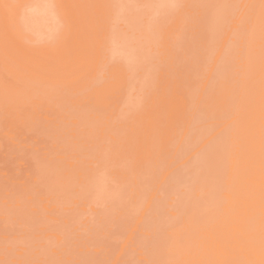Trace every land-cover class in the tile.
I'll return each instance as SVG.
<instances>
[{"label": "rangeland", "instance_id": "374dc122", "mask_svg": "<svg viewBox=\"0 0 264 264\" xmlns=\"http://www.w3.org/2000/svg\"><path fill=\"white\" fill-rule=\"evenodd\" d=\"M0 26V264H264V0H0Z\"/></svg>", "mask_w": 264, "mask_h": 264}, {"label": "bare ground", "instance_id": "6f19581e", "mask_svg": "<svg viewBox=\"0 0 264 264\" xmlns=\"http://www.w3.org/2000/svg\"><path fill=\"white\" fill-rule=\"evenodd\" d=\"M20 1H21V0H20ZM103 1H104V0H103ZM105 1H106V0H105ZM134 1H135V0H134ZM140 1H141V0H140ZM185 1H186V0H185ZM194 1H195V0H194ZM243 1H244V0H243ZM248 1H249V0H248ZM257 1H258V0H257ZM30 2H31V1H30ZM36 2H37V1H36ZM36 2H35V3H36ZM38 2H39V1H38ZM42 2H43V1H42ZM42 2H41V3H42ZM44 2H45V1H44ZM49 2H50V1H48V3H49ZM98 2H99V1H98ZM121 2H122V1H121ZM147 2H148V1H147ZM189 2H190V1H189ZM197 2H198V1H197ZM214 2H215V1H214ZM55 3H56V2H55ZM57 3H59V1H58ZM100 3H101V2H100ZM123 3H125V2H123ZM183 3H184V1H183ZM211 3H212V2H211ZM233 3H234V2H233ZM261 3H263V2L261 1ZM2 4H3V3H2ZM33 4H34V2H33ZM67 4H68V3H67ZM90 4H91V3H90ZM188 4H189V3H188ZM200 4H201V2H200ZM215 4H216V3H215ZM110 5H111V4H110ZM117 5H118V4H117ZM119 5H120V4H119ZM135 5H136V4H135ZM153 5H154V4H153ZM212 5H213V3H212ZM2 6H3V5H2ZM30 6H31V5H30ZM127 6H128V5H127ZM138 6H139V5H138ZM154 6H155V5H154ZM202 6H203V5H202ZM208 6H209V5H208ZM208 6L205 7V8H208ZM213 6H214V5H213ZM16 7H17V6H16ZM42 7H43V6H42ZM42 7H41V8H42ZM58 7H59V5H58ZM119 7H120V6H119ZM184 7H185V6H184ZM228 7H229V6H228ZM3 8H4V7H3ZM17 8H18V7H17ZM33 8H34V7H33ZM35 8H37V7L35 6ZM38 8H39V6H38ZM43 8H45V7H43ZM43 8H42V10H43ZM102 8H103V7H102ZM137 8H138V7H137ZM142 8H143V7H142ZM144 8H145V7H144ZM153 8H154V7H153ZM157 8H158V6H157ZM178 8H179V7H178ZM201 8H202V7H201ZM211 8H212V7H211ZM252 8H253V7H252ZM261 8H262V6H261ZM113 9H114V8H113ZM160 9H161V8H160ZM2 10H3V9H2ZM6 10H7V9H6ZM13 10H14V9H13ZM18 10H19V9H18ZM18 10H17V11H18ZM34 10H36V9H34ZM39 10H40V9H39ZM39 10H38V9L36 10L37 14L40 12ZM52 10H53V9H52ZM57 10H58V9H57ZM59 10H60V9H59ZM108 10H109V8H108ZM162 10H163V9H162ZM177 10H178V9H177ZM184 10H185V9H184ZM207 10H208V9H207ZM53 11H54V10H53ZM138 11H139V10H138ZM140 11H141V10H140ZM144 11H145V10H144ZM171 11H172V10H171ZM178 11H179V10H178ZM193 11H194V10H193ZM258 11H259V10H258ZM10 12H11V11H10ZM30 12H31V11H30ZM32 12H33V11H32ZM42 12H43V11H42ZM50 12H51V11H50ZM176 12H177V11H176ZM196 12H197V11H195V13H196ZM203 12H204V11H203ZM219 12H220V11H219ZM13 13H14V12H13ZM13 13H12V14H13ZM25 13H26V12H25ZM111 13H112V12H111ZM181 13H182V12H181ZM199 13H200V12H199ZM206 13H207V12H206ZM206 13H205V14H206ZM230 13H231V12H230ZM46 14H47V13H46ZM129 14H131V13H129ZM151 14H152V13H151ZM193 14H194V13H193ZM226 14H228V13H226ZM240 14H241V13H240ZM255 14H256V13H255ZM9 15H10V14H9ZM30 15H31V14H30ZM30 15H29V17H30ZM32 15H33V14H32ZM40 15H44V13L42 14V13L40 12ZM48 15H49V14H48ZM57 15H58V14H57ZM63 15H65V14H63ZM126 15H127V11H126ZM139 15H140V14H139ZM141 15H142V14H141ZM173 15H174V14H173ZM186 15H187V14H186ZM197 15H198V14H197ZM33 16H34V15H33ZM46 16H47V15H46ZM46 16H44V17H46ZM162 16H163V15H162ZM188 16H189V14H188ZM246 16H247V15H246ZM261 16H262V15H261ZM63 17H64V16H63ZM63 17H61V18H63ZM140 17H142V16H140ZM146 17H147V16H146ZM158 17H159V15H158ZM178 17H179V16H178ZM191 17H192V16H191ZM201 17H202V16H201ZM36 18H38V17H36ZM41 18H42V16H41ZM137 18H138V17H137ZM153 18L155 19V17H153ZM189 18H190V17H189ZM193 18H194V17H193ZM196 18H197V17H196ZM256 18H257V16H256ZM262 18H263V17H262ZM18 19H21V18H18ZM25 19H26V18H25ZM31 19H32V17H31ZM48 19H49V18H48ZM50 19H51V18H50ZM57 19H58V18H57ZM175 19H176V18H175ZM175 19H174V20H175ZM227 19H228V18H227ZM1 20H2V19H1ZM40 20L42 21V19H40ZM58 20H59V19H58ZM64 20H65V19H64ZM146 20H147V19H146ZM160 20H161V19H160ZM171 20H172V19H171ZM216 20H217V19H216ZM229 20H230V19H229ZM234 20H235V19H234ZM234 20H233V22H234ZM237 20H238V19H237ZM237 20H236V22H237ZM251 20H252V19H251ZM255 20H256V19H254L253 22H254ZM23 21H24V20H23ZM29 21H30V20H29ZM61 21H62V20H61ZM65 21H66V20H65ZM152 21H153V20H152ZM152 21H151V23H152ZM161 21H162V20H161ZM20 22H21V21H20ZM37 22H38V21H36V23H37ZM103 22H104V21H103ZM147 22H149V19H148ZM159 22H160V21H159ZM183 22H185V21H183ZM210 22H211V21H210ZM32 23H33V22H32ZM38 23H39V22H38ZM41 23H42V22H41ZM43 23H44V22H43ZM50 23H51V22H50ZM127 23H129V22H127ZM140 23H141V22H140ZM149 23H150V22H149ZM160 23L162 24V22H160ZM186 23H187V22H186ZM234 23H235V22H234ZM34 24H35V23H34ZM45 24H46V23H45ZM79 24H80V23H79ZM138 24H139V23H138ZM163 24H164V23H163ZM207 24H208V22H207ZM207 24H205V25H207ZM231 24H232V23H231ZM242 24H243V23H242ZM246 24H248V22H247ZM25 25H26V24H25ZM28 25H30V23H28ZM32 25H33V24H32ZM50 25H51V24H50ZM82 25H83V23H82ZM141 25H142V24H141ZM143 25H144V24H143ZM150 25H153V24H150ZM23 26H24V25H23ZM83 26H84V25H83ZM161 26H162V25H161ZM161 26H160V27H161ZM167 26H168V25H167ZM172 26H173V25H172ZM232 26H233V25H232ZM247 26H249V25H247ZM247 26H246V27H247ZM0 27H1V26H0ZM21 27H22V26H21ZM33 27H34V26H33ZM52 27H53V26H52ZM80 27H82V26H80ZM141 27H142V26H141ZM151 27H153V26H151ZM151 27H150V28H151ZM163 27H164V26H163ZM235 27H236V25H235ZM22 28H23V27H22ZM144 28H145V27H144ZM6 29H7V28H6ZM36 29H37V28H36ZM36 29H35V30H36ZM146 29H147V28H146ZM156 29H157V28H156ZM166 29H167V28H166ZM174 29H175V28H174ZM178 29H179V28H178ZM181 29H183V28H181ZM181 29H180V30H181ZM204 29H205V28H204ZM237 29H238V28H237ZM246 29H247V28H246ZM253 29H254V28H253ZM257 29H258V28H257ZM15 30H16V29H15ZM21 30H22V29H21ZM29 30H30V29H29ZM29 30H28V31H29ZM82 30H83V27H82ZM88 30H89V29H88ZM121 30H122V29H121ZM160 30H161V29H160ZM261 30H262V29H261ZM1 31H2V30H1ZM5 31H6V30H5ZM17 31H18V30H17ZM30 31L32 32V30H30ZM141 31H142V30H141ZM147 31H148V30H147ZM185 31H187V30H185ZM242 31H243V30H242ZM33 32H34V31H33ZM36 32H37V31H36ZM38 32H39V31H38ZM85 32H86V30H85ZM137 32H138V31H137ZM145 32H146V31H145ZM181 32H182V30H181ZM181 32H180V33H181ZM189 32H190V31H189ZM194 32H195V31H194ZM194 32H193V33H194ZM252 32H253V31H252ZM261 32H262V31H261ZM2 33H3V32H2ZM5 33H6V32H5ZM46 33H47V32H46ZM126 33H127V31H126ZM138 33L141 34V32H138ZM152 33H153V32H152ZM167 33H168V32H167ZM196 33H197V32H196ZM199 33H200V31H199ZM263 33H264V32H263ZM8 34H9V33H8ZM52 34H53V32H52ZM84 34H85V33H84ZM86 34H87V33H86ZM188 34H189V33H188ZM239 34H240V33H239ZM246 34H247V32H246ZM29 35H30V34H29ZM145 35H146V34H145ZM171 35H172V34H171ZM178 35H179V34H178ZM178 35H177V36H178ZM183 35H184V34H183ZM189 35H190V34H189ZM191 35H192V34H191ZM198 35H199V34H198ZM21 36H22V35H21ZM21 36H20V37H21ZM26 36H27V35H26ZM35 36H36V34H35ZM138 36H139V35H138ZM156 36H157V35H156ZM180 36H181V35H180ZM186 36H187V35H186ZM1 37H2V36H1ZM41 37H42V36H41ZM136 37H137V36H136ZM175 37H176V36H175ZM187 37H189V36H187ZM227 37H228V36H227ZM247 37H248V36H247ZM51 38H52V37H51ZM169 38H170V37H169ZM178 38H179V37H178ZM178 38H177V39H178ZM181 38H182V37H181ZM191 38H192V37H191ZM195 38H196V37H195ZM195 38H194V39H195ZM238 38H239V37H238ZM45 39H46V38H45ZM143 39H144V38H143ZM149 39H150V38H149ZM194 39H193V40H194ZM227 39H228V38H227ZM227 39H226V40H227ZM243 39H244V38H243ZM254 39H255V38H254ZM22 40H23V39H22ZM53 40H54V39H53ZM230 40H231V38H230ZM233 40H235V39H233ZM249 40H251V38H250ZM115 41H116V40H115ZM165 41H166V40H165ZM174 41H175V40H174ZM181 41H182V40H181ZM185 41H186V40H185ZM255 41H256V40H255ZM0 42H1V41H0ZM197 42H198V41H197ZM9 43H10V42H9ZM25 43H26V42H25ZM117 43H118V42H117ZM140 43H141V41H140ZM169 43H170V42H169ZM182 43H183V42H182ZM185 43H186V42H185ZM190 43H191V41H190ZM222 43H223V42H222ZM233 43H234V42H233ZM22 44H23V43H22ZM119 44H120V43H119ZM130 44H131V43H130ZM142 44H143V43H142ZM161 44H162V43H161ZM178 44H179V43H178ZM183 44H184V43H183ZM187 44H189V43H187ZM217 44H218V43H217ZM252 44H253V43H252ZM1 45H2V43H1ZM14 45H15V44H14ZM184 45H185V44H184ZM192 45H193V44H191V46H192ZM194 45H196V44H194ZM201 45H202V44H201ZM256 45H257V44H256ZM12 46H13V45H12ZM51 46H52V45H51ZM170 46H171V45H170ZM174 46H175V45H174ZM177 46H178V45H177ZM177 46H176V47H177ZM181 46H182V45H181ZM178 47H179V46H178ZM197 47H198V46H197ZM249 47H250V46H249ZM252 47H253V46H252ZM116 48H117V47H116ZM191 48H192V47H191ZM195 48H196V47H195ZM199 48H200V47H199ZM246 48H247V47H246ZM170 49H171V48H170ZM179 49H180V48H179ZM184 49H185V48H184ZM200 49H201V48H200ZM249 49H250V48H249ZM251 49H252V48H251ZM251 49H250V50H251ZM262 49H263V48H260V50H262ZM171 50H172V49H171ZM174 50H175V49H174ZM177 50H178V49H177ZM181 50H182V49H181ZM197 50H199V49H197ZM252 50H253V49H252ZM1 51H2V50H1ZM137 52H138V51H137ZM182 52H183V51H182ZM184 52H185V51H184ZM138 53H139V52H138ZM154 53H155V52H154ZM190 53H191V52H190ZM195 53H196V51H195ZM197 53H198V52H197ZM256 53H257V52H256ZM142 54H143V53H142ZM145 54H146V53H145ZM173 54H174V53H173ZM182 54H183V53H182ZM199 54L201 55L200 52H199ZM120 55H121V53H120ZM176 55H178V54H176ZM185 55H186V54H185ZM247 55H248V54H247ZM257 55H258V54H257ZM2 56H3V55H2ZM146 56H147V55H146ZM154 56H155V55H154ZM154 56H153V57H154ZM178 56H179V55H178ZM192 56H193V55H192ZM131 57H132V56H131ZM175 57H176V56H175ZM180 57H181V56H180ZM186 57H187V56H186ZM188 57H189V56H188ZM201 57H203V55H202ZM219 57H220V56H219ZM257 57H258V56H257ZM148 58H149V56H148ZM191 58H192V57H191ZM229 58H230V57H229ZM132 59H133V58H132ZM138 59H139V57H138ZM197 59H198V58H197ZM204 59H205V58H204ZM153 60H154V59H153ZM186 60H187V59H186ZM202 60H203V59H202ZM207 60H208V59H207ZM135 61H136V59H135ZM178 61H179V60H178ZM253 61H254V60H253ZM128 62H129V61H128ZM136 62H137V61H136ZM197 62H198V61H197ZM137 63H139V61H138ZM176 63H177V62H176ZM201 63H202V61L200 62V66H201ZM260 63H261V62H260ZM197 64H198V66H199V63H197ZM197 64H195V65H197ZM131 65H132V64H131ZM151 65H152V64H151ZM202 65H203V64H202ZM205 65H206V64H205ZM129 66H130V65H129ZM133 66H134V65H133ZM159 66H160V65H159ZM189 66H190V65H189ZM200 66H199V68H200ZM251 66H252V65H251ZM2 67H3V66H1V71L3 70ZM7 67H8V66H7ZM193 67H194V66H193ZM140 68H141V67H140ZM4 69H5V68H4ZM138 69H139V68H138ZM183 69H184V68H183ZM197 69H198V68H197ZM249 69H250V67H249ZM5 70H6V69H5ZM188 70H189V69H188ZM190 70H192V69H190ZM198 70H200V69H198ZM224 70H225V69H224ZM143 71H144V70H143ZM150 71H151V70H150ZM261 71H262V70H261ZM3 72H4V70H3ZM130 72H131V71H130ZM136 72H137V71H136ZM156 72H157V71H156ZM194 72H195V71H193L192 73H194ZM204 72H206V71H204ZM1 73H2V72H1ZM154 73H155V72H154ZM2 74H3V73H2ZM6 74H7V73H6ZM6 74H5V75H6ZM137 74H138V73H137ZM177 74H178V73H177ZM8 75H10V74H8ZM181 75H182V74H181ZM248 75H249V74H248ZM10 76H11V75H10ZM10 76H9L8 78H10ZM146 76H147V75H146ZM244 76H245V74H244ZM6 77H7V76H6ZM199 77H200V76H199ZM263 77H264V76H263ZM1 78H2V77H1ZM8 78H7V79H8ZM14 78H15V77H14ZM254 78H255V77H254ZM5 79H6V78H5ZM5 79H4V80H5ZM7 79H6V81H7ZM11 79H12V77H11ZM144 79H145V78H144ZM196 79H197V78H196ZM0 80H3V79H0ZM13 80H14V79H13ZM191 80H192V79H191ZM246 80H247V79H246ZM10 81H12V80H10ZM10 81H7V82H10ZM187 81H188V80H187ZM0 82H1V81H0ZM2 82L4 83V81H2ZM202 82H203V81H202ZM242 82H243V81H242ZM262 82H264V81H262ZM183 83H184V81H183ZM1 84H2V83H1ZM4 84L6 85L7 83H4ZM19 84H20V83H19ZM10 85H11V84H10ZM21 85H22V84H21ZM176 85H177V84H176ZM194 85H195V84H194ZM11 86H13V88H14V85H11ZM18 86H19V85H18ZM181 86H182V85H181ZM181 86H180V88H181ZM189 86H190V85H189ZM205 86H206V85H205ZM1 87H3V88L5 87V88H6V86H4V85L1 86ZM169 88H170V87H169ZM188 88H189V87H188ZM260 88H261V87H260ZM1 89H2V88H1ZM8 89H10V87H8ZM18 89H19V88H18ZM195 89H196V88H195ZM249 89H250V88H249ZM2 90H4V89H2ZM11 90H12V89H11ZM13 91H14V90H13ZM182 91H183V90H182ZM2 92H3V91H2ZM169 92H170V91H169ZM6 93H7V92H6ZM8 93H10V91H9ZM152 93H153V92H152ZM179 93H181V92H179ZM3 94L5 95V92H3ZM263 94H264V93H263ZM4 95H3V97H4ZM8 95H9V94H8ZM260 95H261V94H260ZM0 96H1V94H0ZM5 96H6V95H5ZM161 96H162V95H161ZM172 96H173V95H172ZM249 96H250V95H249ZM261 96H262V95H261ZM169 97H170V96H169ZM17 98H18V97H17ZM198 98H199V97H198ZM1 99H2V97H1ZM1 99H0V100H1ZM4 99H5V97H4L2 100H4ZM158 99H159V98H158ZM253 99H254V98H253ZM12 100H14V99H12ZM152 100H153V99H152ZM240 100H241V99H240ZM249 100H250V99H249ZM4 101H5V100H4ZM4 101H2L1 104H3ZM5 102H6V104H7V102H9V101L6 100ZM5 102H4V103H5ZM17 102H18V101H17ZM166 102H167V101H166ZM15 103H16V102H15ZM20 103H21V102H20ZM20 103H19V104H20ZM6 104H5V105H6ZM19 104H18V106H19ZM24 104H25V103H24ZM251 104H252V103H251ZM258 104H259V103H258ZM262 104H263V103H262ZM3 105H4V104H3ZM13 105L16 106V104H13ZM184 105H185V104H184ZM20 106H21V108H24L25 105H24V106H23V105H20ZM152 107H153V106H152ZM25 109H26V108H25ZM27 109H29V108H27ZM186 109H187V108H186ZM249 109H250V108H249ZM261 110H262V109H261ZM28 114H29V113H28ZM160 115H161V114H160ZM235 115H236V114H235ZM28 116H29V115H28ZM150 116H151V115H150ZM155 116H156V115H155ZM254 116H255V115H254ZM135 117H136V116H135ZM240 117H241V116H240ZM234 118H236V117H234ZM234 118H233V119H234ZM259 118H260V117H259ZM238 119H239V118H238ZM245 119H246V118H245ZM261 119H263V118H261ZM98 120H99V119H98ZM230 120H231V119H230ZM236 120H237V119H236ZM251 120H252V119H251ZM225 121H226V120H225ZM261 121H262V120H261ZM96 122H97V121H96ZM140 122H141V121H140ZM151 122H152V121H151ZM33 123H34V122H32V123L30 122V125L33 124ZM262 123H264V122H262ZM0 124H1V123H0ZM34 124H35V123H34ZM252 124H253V123H252ZM23 125H24V124H23ZM35 126H36V125H35ZM35 126H34V127H35ZM37 126H38V125H37ZM39 126H40V125H39ZM41 126H42V125H41ZM262 126H263V125H262ZM152 127H153V126H152ZM245 127H246V126H245ZM35 128H36V127H35ZM41 128H42V127H41ZM37 130H38V129H37ZM145 130H146V129H145ZM244 132H245V131H244ZM49 133H50V132H49ZM53 134H54V133H53ZM88 134H89V133H88ZM124 134H125V133H124ZM243 134H244V133H243ZM261 134H262V133H261ZM48 135H50V134H48ZM50 136H51V135H50ZM147 136H148V135H147ZM45 137H46V136H45ZM53 137H54V136H53ZM46 138H47V137H46ZM49 138H50V137H49ZM51 138H52V137H51ZM135 138H136V136H135ZM137 138H138V137H137ZM215 138H216V137H215ZM115 139H116V138H115ZM149 139H150V138H149ZM208 139H209V138H208ZM144 140H145V139H144ZM252 141H254V140H252ZM153 143H154V142H153ZM230 143H231V142H230ZM238 143H239V142H238ZM50 144H51V143H50ZM51 145H52V144H51ZM191 145H192V144H191ZM258 145H259V144H258ZM52 146H53V145H52ZM98 146H99V145H98ZM103 146H104V145H103ZM192 146H193V145H192ZM62 147H63V146H62ZM53 148H54V147H53ZM101 148H103V147H101ZM115 148H116V147H115ZM247 148H248V147H247ZM0 149H1V148H0ZM105 149H106V148H105ZM54 150H55V149H52V150H51V155H52V152H53ZM61 150H62V149H61ZM101 150L103 151V149H101ZM140 151H141V150H140ZM9 152H10V151H9ZM54 152H55V151H54ZM96 152H97V151H96ZM100 152H101V151H100ZM236 152H237V151H236ZM240 152H241V151H240ZM145 153H146V152H145ZM26 154H27V153H26ZM34 154H35V153H34ZM3 155H4V154H3ZM10 155H11V154H10ZM29 155H30V153H29ZM29 155H28V156H29ZM35 155H36V154H35ZM108 155H109V154H108ZM139 155H140V154H139ZM263 155H264V154H263ZM263 155H262V156H263ZM32 156H34V155H32ZM32 156H31V157H32ZM54 156H55V155H54ZM54 156H52V157L54 158ZM56 156H57V155H56ZM115 156H116V155H115ZM34 157H36V156H34ZM34 157H32V158L34 159ZM52 157H51V158H52ZM32 158H31V159H32ZM41 158H42V157H41ZM49 158H50V157H49ZM53 158H52L51 160H53ZM113 158H114V157H113ZM127 158H128V157H127ZM147 158H148V157H147ZM36 159H37V158H36ZM55 159H57V157H56ZM7 160H8V159H7ZM51 160H49V162H50ZM58 160H59V157H58ZM62 160H64V158H62ZM62 160H60V161H62ZM262 160H263V159H262ZM32 161H34V160H32ZM39 161H42V160H40V158H39ZM47 161H48V160H47ZM231 161H232V160H231ZM235 161H237V160H235ZM34 162H35V161H34ZM34 162H32V163H34ZM36 162H37V160H36ZM57 162H59V161H57ZM63 162H64V161H63ZM255 162H256V161H255ZM37 163H39V164H38L39 166H38V165H37V166L40 167V166H41V165H40V162H37ZM37 163H36V164H37ZM46 163H47V162H45V164H46ZM50 163L52 164V162H50ZM59 163H61V162H59ZM59 163H58V164H59ZM64 163H65V162H64ZM70 163H71V162H70ZM93 163H94V162H93ZM107 163H108V162H107ZM9 164H10V163H9ZM45 164H44V166H45ZM54 164H55V163H54ZM71 164H72V163H71ZM73 164H74V163H73ZM95 164H96V163H95ZM260 164H261V163H260ZM10 165H11V164H10ZM47 165H48V164H47ZM47 165H46V166H47ZM60 165H61V164H60ZM75 165H76V164H75ZM91 165H92V169H93V164H91ZM91 165H90V166H91ZM100 165H101V164H100ZM195 165H196V164H195ZM230 165H231V164H230ZM44 166H43V167H44ZM52 166H53V165H52ZM52 166H51V167H52ZM62 166H65V165L62 164L61 167H62ZM70 166H71V165H70ZM88 166H89V165H88ZM238 166H239V165H238ZM68 167H69V166H68ZM68 167H66V168H67L66 170H68ZM255 167H256V165H255ZM44 168H45V167H44ZM69 168H70V167H69ZM80 168H81V167H80ZM142 168H143V167H142ZM193 168H194V167H193ZM60 169H61V168H60ZM71 169H72V168H71ZM89 169H90V167H89ZM99 169H100V168H99ZM130 169H131V168H130ZM34 170H35V168H34ZM36 170H37V169H36ZM38 170H39V169H38ZM80 170H81V169H80ZM82 170H83V168H82ZM107 170H108V169H107ZM231 170H232V169H231ZM43 171H44V169H43ZM43 171H42V172H43ZM48 171H49V169H48ZM50 171H51V170H50ZM57 171H58V170H57ZM89 171H90V170H89ZM91 171H92V170H91ZM93 171H94V170H93ZM100 171H101V170H100ZM144 171H145V170H144ZM39 172L41 173V171H39ZM39 172H37V173H39ZM44 172H45V171H44ZM63 172H64V171H63ZM229 172H230V171H229ZM35 173H36V171H35ZM51 173H52V172H51ZM72 173H73V172H72ZM81 173H82V172H81ZM45 174H47V173L45 172ZM87 174H88V173H87ZM106 174H107V173H106ZM108 174H109V173H108ZM117 174H118V173H117ZM128 174H129V173H128ZM143 174H144V173H143ZM237 174H238V173H237ZM40 175H42V174H40ZM61 175H62V174H61ZM63 175H65V174H63ZM69 175H70V174H69ZM112 175H113V174H112ZM131 175H132V174H131ZM47 176H50V175H47ZM52 176H55V175L52 174L51 177H52ZM89 176L91 177V174H90ZM97 176H98V175H97ZM106 176H107V175H106ZM143 176H144V175H143ZM147 176H148V175H147ZM41 177H42V176H41ZM44 177L47 178L45 175H44ZM51 177H50V179H51ZM87 177H88V175H87ZM93 177H94V176H93ZM93 177H92V178H93ZM102 177H103V175H102ZM102 177H101V178H102ZM113 177H114V176H113ZM130 177H131V176H130ZM45 178H42V181H43ZM53 178H54V177H53ZM55 178H56V176H55ZM55 178H54V179H55ZM64 178H65V177H64ZM76 178H77V177H76ZM111 178H112V177H111ZM111 178H110V179H111ZM40 179H41V178H40ZM77 179H78V178H77ZM104 179H105V178H104ZM142 179H143V178H142ZM235 179H236V178H235ZM38 180H39V178H38ZM52 180H53V179H52ZM55 180H56V179H55ZM62 180H63V179H62ZM84 180H85V179H84ZM36 181H37V180H36ZM47 181L49 182V179H48ZM60 181H61V180H59V182H60ZM78 181H79V180H78ZM78 181H77V182H78ZM80 181H81V180H80ZM111 181H112V179H111ZM141 181H142V180H141ZM225 181H226V180H225ZM3 182H4V181H3ZM39 182H40V181H39ZM44 182H46V181H44ZM48 182H47V183H48ZM54 182H56V181H53V183H54ZM63 182H64V181H63ZM107 182H108V181H107ZM260 182H261V181H260ZM35 183H37V182H35ZM41 183L44 184L43 182H41ZM50 183H51V182H50ZM70 183H71V182H70ZM82 183H83V182H82ZM117 183H118V182H117ZM38 184H39L40 186L42 185V184H40V183H38ZM54 184L57 185L56 183H54ZM60 184H62V182H61ZM79 184H80V182H79ZM144 184H145V183H144ZM233 184H234V183H233ZM66 185H67V184H66ZM69 185H70V184H69ZM69 185H68V186H69ZM71 185L73 186V184H71ZM84 185H85V183H84ZM216 185H217V184H216ZM47 186L49 187V185H47ZM64 186H65V185H63V187H64ZM219 186H220V185H219ZM257 186H258V185H257ZM262 186H263V184H262ZM45 187H46V186H45ZM52 187H53V186H52ZM52 187H51V188H52ZM56 187H57V186H55V188H56ZM60 187L62 188V186H60ZM60 187H58V188H60ZM89 187H90V186H89ZM140 187H141V186H140ZM227 187H228V186H227ZM70 188H71V187H70ZM74 188H75V187H74ZM74 188H73V189H74ZM77 188H79V187L77 186ZM92 188H93V187H92ZM229 188H230V187H229ZM229 188H228V189H229ZM18 189H19V188H18ZM23 189H24V188H23ZM40 189H41V188H40ZM64 189H65V188H64ZM110 189H111V188H110ZM136 189H137V188H136ZM14 190H15V188H14ZM47 190H48V189H47ZM53 190H54V189H53ZM60 190H61V189H60ZM68 190H69V189H68ZM145 190H146V189H145ZM223 190H224V189H223ZM223 190H222V191H223ZM231 190H232V189H231ZM40 191H43V190L41 189ZM44 191H45V190H44ZM49 191H50V190H49ZM49 191H48V192H49ZM57 191H58V190H57ZM76 191H78V190H76ZM201 191H202V190H201ZM15 192H16V190H15ZM18 192H19V191H18ZM73 192H74V191H73ZM80 192H81V191H80ZM228 192H230V191H228ZM52 193H53V191H52ZM56 193H58V192H56ZM60 193H61V191H60ZM231 193H232V192H231ZM9 194H10V193H9ZM13 194H14V192H13ZM13 194H11V195H13ZM224 194H225V192H224ZM233 194H234V193H233ZM19 195H20V193L18 194V196H19ZM225 195H227V193H226ZM225 195H224V197H225ZM16 196H17V195H16ZM16 196H15V197H16ZM22 196H23V194H22ZM25 196H26V195H25ZM65 196H66V195H65ZM139 196H140V195H139ZM141 196H142V195H141ZM54 197H56V196L54 195ZM57 197H58V196H57ZM71 197H72V196H71ZM230 197H231V195L229 196V198H230ZM8 198H9V197H8ZM11 198H13V197L11 196ZM24 198H25V197H24ZM59 198H62V196H61V197L59 196ZM226 198H227V197H226ZM226 198H225V199H226ZM229 198H228V199H229ZM13 199H14V198H13ZM65 199H66V198H65ZM68 199H69V198H68ZM68 199H67V200H68ZM258 199H259V198H258ZM14 200H15V199H14ZM17 200H18V198H17ZM28 200L31 201V199H28ZM58 200H59V199H58ZM6 201H8V200L6 199ZM15 201H16V200H15ZM30 201H29V202H30ZM62 201H63V199H62ZM62 201H61V202H62ZM128 201H129V200H128ZM232 201H233V200H232ZM25 202H26V201H25ZM54 202H55V201H54ZM9 203H10V202H9ZM261 203H262V202H261ZM1 204H3V203H1ZM4 204H6V202H5ZM23 204H24V203H23ZM28 204H29V203H28ZM8 205H9V204H8ZM10 205H11V204H10ZM24 205H25V204H24ZM260 205H262V204H260ZM16 206H17V205H16ZM16 206H15V207H16ZM18 206H21V205H18ZM3 207H4V205H3ZM9 207H11V206H9ZM22 207H23V206H22ZM208 207H209V206H208ZM6 208H7V207H6ZM25 208H27V207H25ZM28 208H29V207H28ZM43 208H44V207H43ZM219 208H220V207H219ZM222 208H223V207H222ZM258 208H260V207H258ZM9 209H10V208H9ZM19 209H20V208H19ZM181 209H182V207H181ZM261 209H262V208H261ZM261 209H258L257 212L259 213V216L262 215L263 218H264V214H263L264 211L261 210ZM263 209H264V206H263ZM16 210H17V209H16ZM20 210H22V209H20ZM53 210H54V209H53ZM147 210H148V209H147ZM224 210H225V208H224ZM227 210H228V209H227ZM259 210L262 211L263 213L261 212V214H260ZM0 211H1V210H0ZM46 211H47V210H46ZM20 212H22V211H20ZM24 212H25V209H24L23 213H24ZM29 212H30V210H29ZM48 212H49V211H48ZM184 212H185V211H184ZM192 212H193V211H192ZM221 212H222V211H221ZM225 213H226V212H225ZM230 213H232V212H230ZM14 214H15V213H14ZM31 214H32V213H31ZM111 214H112V213H111ZM163 214H164V213H163ZM227 214H228V213H227ZM192 215H193V214H192ZM206 215H208V214H206ZM8 216H9V215H8ZM13 216H14V215H13ZM15 216H17V215H15ZM31 216H32V215H31ZM229 216H231V215H229ZM18 217H21V216L19 215ZM26 217L28 218L27 215H26ZM43 217H44V215H43ZM175 217H176V216H175ZM4 218H5V217H4ZM21 218H22V217H21ZM33 218H34V217H33ZM45 218H46V217H45ZM163 218H165V217H163ZM228 218H229V217H228ZM249 218L252 219V217H249ZM249 218H247L246 221H247ZM263 218H260V217H259L260 222H261V220H264ZM22 219H23V218H22ZM155 219H156V218H155ZM185 219H186V218H185ZM219 219H220V218H219ZM0 220H1V219H0ZM12 220H13V219H12ZM30 220H31V219H30ZM42 220H43V219H42ZM171 220H173V219H171ZM188 220H189V219H188ZM240 220H241V222H242V223H241V222H240V223L243 224V223H244V222H243V219H240ZM240 220H238L237 223H238ZM249 220H250V219H249ZM249 220L247 221V223H249ZM2 221H3V220H2ZM2 221H1V222H2ZM25 221H26V220H25ZM25 221H23V223H24ZM43 221H44V220H43ZM45 221H46V220H45ZM169 221H170V220H169ZM189 221H190V220H189ZM204 221H205V220H204ZM246 221H245V223H246ZM250 221H251V220H250ZM9 222H10V221H9ZM172 222H173V221H172ZM190 222H191V221H190ZM254 222L256 223V221H254ZM254 222H253V223H254ZM3 223H4V222H3ZM176 223H177V222H176ZM240 223H239V225H240ZM245 223H244V225H243V226H245V227H243L242 225L239 227L238 224H237V228H238V227L241 228V229L238 228V230H240L241 232L245 231L244 229L246 228V225H247V223H246V224H245ZM250 223H252V221H251ZM250 223H249V225H247L248 227L251 226V225H254V224H255V223H254V224H253V223L250 224ZM261 223H262V227H264V226H263L264 221L261 222ZM8 224H9V223H8ZM163 224H164V223H163ZM196 224H197V223H196ZM258 224H259V223H258ZM18 225H19V224H18ZM166 225H167V224H166ZM166 225H165V226H166ZM189 225H190V224H189ZM200 225H201V224H200ZM200 225H199V227H200ZM12 226H14V225H12ZM12 226H11V227L9 226V227L12 229ZM159 226H160V225H159ZM171 226H172V225H170V227H171ZM174 226H175V225H174ZM202 226H203V225H202ZM202 226H201V227H202ZM16 227H17V226H16ZM22 227H23V226H22ZM161 227H163V226H161ZM168 227H169V225H168ZM7 228H8V227H7ZM13 228H15V227H13ZM165 228H166V227H165ZM173 228H174V227H173ZM187 228H188V227H187ZM243 228H244V229H243ZM8 229H9V228H8ZM160 229H161V228H160ZM162 229H163V228H162ZM175 229H177V228H175ZM175 229H174L173 231H175ZM178 229H179V228H178ZM167 230H168V229H167ZM171 230H172V228H171ZM171 230H170V232H171ZM195 230H196V229H195ZM195 230H194V231H195ZM242 230H243V231H242ZM184 231H185V230H184ZM196 231H197V230H196ZM168 232H169V230H168ZM241 232L237 231V232H236L237 234L235 233V235H236V236H235L236 240H238L239 238L242 239V237H243L244 235H245L244 237H248V236L246 235V233H247L246 231H245L246 233L243 232L244 235H243V234H240V235H239L238 233H241ZM176 233H177V232H176ZM187 233H188V232H187ZM162 235H163V234H162ZM170 235H172V232H171ZM237 235H239L240 237L237 236ZM241 236H242V237H241ZM158 237H159V236H158ZM160 237H161V236H160ZM154 239H155V238H154ZM154 239H153V240H154ZM149 240H150V239H149ZM155 242H156V241H155ZM238 242L240 243V246H241V242H240L239 240H238ZM153 245H154V244H153ZM241 247H242V246H241Z\"/></svg>", "mask_w": 264, "mask_h": 264}]
</instances>
